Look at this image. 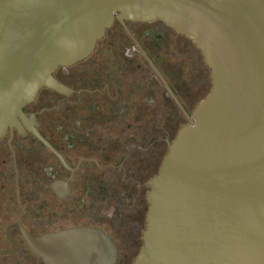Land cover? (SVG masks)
<instances>
[{
    "label": "water",
    "instance_id": "95a60500",
    "mask_svg": "<svg viewBox=\"0 0 264 264\" xmlns=\"http://www.w3.org/2000/svg\"><path fill=\"white\" fill-rule=\"evenodd\" d=\"M116 16L164 21L196 44L212 76L149 183L134 264H264V0H0V137ZM102 236L65 245L61 261L114 264Z\"/></svg>",
    "mask_w": 264,
    "mask_h": 264
},
{
    "label": "flooded vegetation",
    "instance_id": "af4514ba",
    "mask_svg": "<svg viewBox=\"0 0 264 264\" xmlns=\"http://www.w3.org/2000/svg\"><path fill=\"white\" fill-rule=\"evenodd\" d=\"M53 78L0 137V264H64L65 245L102 234L114 264H134L149 183L209 94L211 70L164 21L116 16Z\"/></svg>",
    "mask_w": 264,
    "mask_h": 264
}]
</instances>
